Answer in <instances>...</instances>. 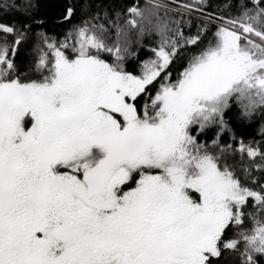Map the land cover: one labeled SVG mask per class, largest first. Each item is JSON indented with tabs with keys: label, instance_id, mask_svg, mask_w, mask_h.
Segmentation results:
<instances>
[{
	"label": "snow or ice",
	"instance_id": "6c2138e0",
	"mask_svg": "<svg viewBox=\"0 0 264 264\" xmlns=\"http://www.w3.org/2000/svg\"><path fill=\"white\" fill-rule=\"evenodd\" d=\"M172 3L0 22V264H264V0Z\"/></svg>",
	"mask_w": 264,
	"mask_h": 264
},
{
	"label": "trees",
	"instance_id": "16d2710c",
	"mask_svg": "<svg viewBox=\"0 0 264 264\" xmlns=\"http://www.w3.org/2000/svg\"><path fill=\"white\" fill-rule=\"evenodd\" d=\"M186 0H177V3H172V0H165V2L172 3V7L174 9L178 8L180 4L185 3ZM35 2V0H33ZM40 7L38 11L36 12V18L37 19H45L47 21L46 23V30L51 34H56L58 36H62L67 29L70 27L69 24L66 23H56L55 21L58 18V14L61 11L63 5L67 0H39ZM119 3H127L132 4L136 3L137 0H117ZM147 0H139V3L143 5L146 3ZM222 0H211V3L213 6H215L218 3H221ZM4 3V0H0V5ZM17 3L21 5L20 11H11L7 14L0 12V22L3 23H19L26 20L25 15L23 14V7L22 5L25 3V0H17ZM213 9H205V12L212 11ZM187 19L191 20L193 22V27L191 28V31H195V24L196 22L201 18L200 14L197 12H193L191 15L186 16ZM79 19V12L77 13V16L74 18L73 23H75ZM36 31L35 26H33V32ZM35 43V36H30L29 40L21 47L20 50V59L22 60H28L31 59V53L29 49L32 48L33 44ZM148 55L147 49L142 48L140 50V57L141 59L146 58ZM133 62H130V67L132 66ZM175 70H179V63L175 66ZM175 74V71H174ZM143 103V101H141ZM235 131L238 135V137H243L246 140H250L255 138L256 140H260V134H259V123L248 125V124H240L236 123L234 125Z\"/></svg>",
	"mask_w": 264,
	"mask_h": 264
},
{
	"label": "rangeland",
	"instance_id": "374dc122",
	"mask_svg": "<svg viewBox=\"0 0 264 264\" xmlns=\"http://www.w3.org/2000/svg\"><path fill=\"white\" fill-rule=\"evenodd\" d=\"M191 2V0H186L185 3Z\"/></svg>",
	"mask_w": 264,
	"mask_h": 264
}]
</instances>
